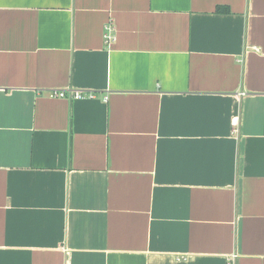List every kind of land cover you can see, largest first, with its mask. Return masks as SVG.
<instances>
[{"label": "crops", "instance_id": "obj_1", "mask_svg": "<svg viewBox=\"0 0 264 264\" xmlns=\"http://www.w3.org/2000/svg\"><path fill=\"white\" fill-rule=\"evenodd\" d=\"M0 264H264V0H0Z\"/></svg>", "mask_w": 264, "mask_h": 264}, {"label": "built area", "instance_id": "obj_2", "mask_svg": "<svg viewBox=\"0 0 264 264\" xmlns=\"http://www.w3.org/2000/svg\"><path fill=\"white\" fill-rule=\"evenodd\" d=\"M103 40L106 46H110L115 40L114 34V24L111 19H109L104 24V32H103ZM48 95L52 97H59V98H69L73 100L77 99H85V98H92L94 93L87 89H51L48 91ZM107 96H103V100L106 101ZM236 257V254H232L228 258V262H233Z\"/></svg>", "mask_w": 264, "mask_h": 264}, {"label": "trees", "instance_id": "obj_3", "mask_svg": "<svg viewBox=\"0 0 264 264\" xmlns=\"http://www.w3.org/2000/svg\"><path fill=\"white\" fill-rule=\"evenodd\" d=\"M216 11H217V12H222L223 10H222L221 8L217 7V8H216Z\"/></svg>", "mask_w": 264, "mask_h": 264}]
</instances>
